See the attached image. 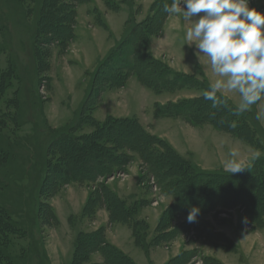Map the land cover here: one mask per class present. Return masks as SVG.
Masks as SVG:
<instances>
[{
    "label": "rangeland",
    "instance_id": "obj_1",
    "mask_svg": "<svg viewBox=\"0 0 264 264\" xmlns=\"http://www.w3.org/2000/svg\"><path fill=\"white\" fill-rule=\"evenodd\" d=\"M50 2L0 0V71L8 72L9 81V85L8 82L5 83L6 88L0 93V111L4 115L2 123L7 128L1 138L11 152L6 157L9 159L5 161L9 162L2 163L0 169V193L3 194L0 218L6 220L10 216L22 228H14L15 230L6 234L7 238L0 234V249L3 248L9 254L8 257L0 256L1 262L74 264L78 258L77 264L103 263L95 260L104 259L103 250H110L107 248L110 239L107 238L106 228L103 231L92 229L97 226L93 223L97 211L101 208L108 209L106 195L100 192L102 185L107 192L120 198L119 193L125 191L129 198L124 200V206L128 209L135 204L139 205L138 201H146L142 207L156 206V209L164 211L173 203L174 195L164 192L165 184L156 181L134 151L129 153L133 155V162L122 169L112 168L108 175L94 181L58 183L53 191L48 186L44 187L43 181L53 178V174L49 175L52 165L59 163L66 170L68 162L70 163L66 158H59L58 152L50 148L58 134L69 127L74 129L76 135L89 134L94 131L95 126L100 127L109 115L136 118L149 132L172 147L175 146L177 150L173 148L191 164L204 170L226 171L224 161L229 148L239 149L246 166L264 157V128L256 119V105L245 113L236 114L237 105L231 99L234 105L230 115L232 118L227 115V109L231 105H226L228 101L221 107H213L210 102L207 110L202 113L203 117H193L192 120L179 115L164 116L175 119L167 118L163 121L162 116H157L155 113L158 110L163 112L168 106L172 108L179 104L180 108L189 109V104L202 95L207 81L200 68H195L192 73H183L187 77H175L176 75L171 74L180 83L175 88L163 86L160 90L154 89L155 94L139 81L136 73L123 76L120 81L122 86H111L104 79L113 75L108 70L99 80L97 78L96 83L94 73L97 66L120 43L132 18L138 23L154 14L157 3L154 6L153 4L156 0H54L57 7H64V11H58L57 15L66 16L62 18V22H66L62 25L53 22L45 28L42 20L44 14L52 12V8H47ZM168 3L171 4V1ZM250 6L262 11L264 0H251ZM162 7L163 5L160 9ZM174 16L176 19L180 18L178 14L164 12L160 16V22L166 18L165 24L168 17ZM164 24L161 33L151 37L150 43L152 38L163 35ZM108 26H111V31ZM58 27L62 32L59 33ZM151 54L158 59L152 52ZM194 57L198 60L196 54ZM130 59L126 57L122 60L127 64ZM159 60L172 71L176 70L168 57L162 56ZM184 61L181 63L182 68L194 67V62ZM178 64L180 65V61ZM92 81L95 84L93 87ZM189 81L190 84L187 83ZM218 111L224 112L227 120L229 118L225 127L216 122L218 118L214 113ZM165 122H168L166 126ZM127 125L134 128L131 124ZM241 131L243 133L239 134ZM125 132L128 133L127 130ZM157 132L170 136L175 145ZM249 136L253 138L247 140ZM68 144L64 142L59 147L64 149L62 146ZM79 156L86 160L85 156ZM190 183L197 185L193 181ZM220 187L215 188V192L214 189L211 191L219 193L223 190ZM245 187L249 193V184ZM89 198L94 204L97 201L95 209H85ZM185 203L192 207L197 206V196L187 199ZM243 210L242 206H237L207 214L204 219L208 226L203 236L192 228H185L182 234L162 245L168 247L179 241L178 245L180 244L182 250H195L184 264H205L204 257L213 252L211 245L224 241L219 233H223L236 245L226 230L231 228L227 227L231 226L230 223L233 226L239 224L237 230L249 231L246 235L256 232V239L249 236L250 241L245 242L253 252L247 255V262L264 264V230H261L262 235L257 232L260 228L244 217ZM186 220L187 215L181 214L169 229L180 231V225ZM236 220L238 224L234 225ZM108 225L111 226L109 230L112 236V222ZM96 233L100 236L98 246L96 244L95 248H91L87 244L92 237L90 235ZM149 233L151 237L156 235V231L154 233L149 229L148 223L147 240L151 241L153 237L148 239ZM210 233L217 236H211ZM78 254L81 256L78 257ZM237 254L219 251L215 256L224 260L227 256L236 260L233 264H239V259H243V256Z\"/></svg>",
    "mask_w": 264,
    "mask_h": 264
},
{
    "label": "trees",
    "instance_id": "obj_2",
    "mask_svg": "<svg viewBox=\"0 0 264 264\" xmlns=\"http://www.w3.org/2000/svg\"><path fill=\"white\" fill-rule=\"evenodd\" d=\"M50 1L47 8H52V12L44 14L45 16L42 20L45 28L51 26L53 22H57L60 25L66 22V20L62 22V18L66 16L57 15L60 11H64V7H57L56 4H54V0ZM169 1L171 0H163V2L156 0L153 6L157 3L155 6L158 7V9L154 7V14L143 22H134L132 18V22L126 28L120 43L114 46L97 66V70L94 73L96 83L97 78L99 80L108 70L112 71L113 75L104 79H106L105 82H110L111 86H120V81L123 76H127L128 73H136L139 81L152 91H154V89L160 90L163 86L166 88H175L180 81H178L177 78L174 79L171 74L176 75L175 77H187L186 74L172 71L165 66L161 60L154 58L150 50H148L151 37L161 33L163 24L168 16H166L163 22H160V16L164 14L163 7L162 9L160 8L162 5L164 6L165 2L168 3ZM58 31L59 33L62 32L60 27H58ZM126 57L131 58L127 64L124 63L125 60H122ZM7 76L8 72L0 71V93L6 88L5 83L8 82L7 85H9ZM187 83L190 84V81ZM209 84L210 83L207 81V87ZM93 86H95L94 83L92 87ZM207 87L204 88V91L208 90ZM224 98L225 102L228 101L226 102L227 106L231 104V109L228 108L229 106L227 107V115L232 118L230 115L234 105L228 97L224 96ZM209 103L210 101H205L201 95L197 100L189 104V109L186 107L180 108L178 104L175 106L173 105L172 108L168 106L163 112L158 110L155 114L162 117L183 115L192 120L196 117H203L202 113L207 110ZM227 110L225 109V111ZM1 114L2 112L0 111V169L2 168V163L9 162V160L5 162L9 159L6 157H9V154L11 155V152L6 148V142L1 138L3 132L7 129L4 123H2L4 115L2 116ZM214 114L218 118L216 120L217 123H220L224 127L226 123H229V118L228 120L225 118L224 112L218 111ZM127 124L133 125L134 128ZM73 130L72 127H69L64 132L58 134L55 138L56 141L50 146L51 149H55L56 152H58L59 158H66L67 162L70 160V163L68 162L67 165L68 169L63 170L64 168L62 169L59 163L52 165L49 169V175L53 174V178H46L43 181V186H48L53 191L56 189V184L58 183L68 184L75 180H78V182H85L88 180L94 181L98 177H104L106 174L108 175L112 168L116 167L122 169V167L133 162V155L129 153L131 151L136 152L141 157L143 163L148 167V171L156 178V181L165 184L164 192L167 194L172 193L175 198L173 203L162 212L156 229V235L152 240H147V221L144 219L137 220L138 218L134 219L140 209L138 206L142 207L146 204V201H138L139 205L135 204L131 206V209H128V207L124 206V200L113 193L107 192L104 185L101 186L100 192L106 195L105 199H107L106 204L110 212V218L113 221L128 223L133 228L136 245L141 247L146 254H149L152 245H162L172 241L182 234L184 230H186L185 228H192L196 233L199 232L198 234L203 236L208 226V222L204 219V216L215 213V211L220 212L223 208L228 209L242 206L244 209V217L254 223L257 228H264V157L256 159L243 171L230 174L227 171L221 170H204L199 166L191 164L168 142H165V140L161 139L159 136L149 132L146 127L141 124L140 120L136 118H119L109 115L100 127L95 126L94 131L89 134L76 135ZM126 130L128 133L125 132ZM134 133L136 135H134ZM242 133L243 131L239 134ZM118 137H120V140H118ZM252 138L253 137L249 136L247 140H251ZM64 142L69 144L67 146H62L64 149H61L59 144ZM79 154L85 156L86 160H82ZM192 181L197 185H192L190 183ZM246 184H249V193L248 190H246ZM219 186L223 189L221 192L213 193L211 191L214 189L215 192V188ZM193 196H197L198 205L195 207L199 208L196 222L189 223L186 220L183 222V225H180V231H176V229L170 230L169 228L172 227V223L175 222L181 214L188 215L192 206L185 202H187L189 198L192 199ZM2 197L3 194L0 193V204H3L1 203L3 200ZM96 202L94 204L93 200L89 198L85 205V209H90L91 207L95 209ZM117 203H119V206ZM84 213H86V210H84ZM0 226V234H2L3 237L4 235L6 237L7 233H11L12 230H15L14 228L22 230V228H19L20 224L15 223L10 216L6 218V220L0 218ZM98 230L103 231V228ZM217 234L215 235L217 236ZM210 235L215 236L212 233H210ZM218 235L222 237V239H219L224 241H222L223 243L220 241L215 242V246L221 247L227 251L237 252V246L227 236L223 233H219ZM90 236L92 237H90V241L86 244L91 248H95L100 236L97 233ZM101 243L105 244L104 241H101ZM86 244L84 245L86 246ZM107 248L110 250H106V252L103 250V257L105 259L104 264H136L128 255L112 244L108 243ZM192 251L195 250H182L176 257L169 260L167 264L186 263L187 259L191 258ZM0 256L8 257L9 254L1 248ZM80 256L81 254H78V257ZM77 260L78 258L75 259L73 263L75 264ZM203 262H205V264H222L220 260L213 256H205ZM0 264H3L1 262V257Z\"/></svg>",
    "mask_w": 264,
    "mask_h": 264
},
{
    "label": "clouds",
    "instance_id": "obj_3",
    "mask_svg": "<svg viewBox=\"0 0 264 264\" xmlns=\"http://www.w3.org/2000/svg\"><path fill=\"white\" fill-rule=\"evenodd\" d=\"M251 0H171L164 12L181 15L188 24L185 44L194 45L196 55L206 57L216 79L202 93L213 107H221L225 92L239 94L236 114L249 111L264 100V11L250 6ZM256 119L264 120V111ZM224 168L230 174L247 166L238 148H229ZM199 208L187 215L196 222Z\"/></svg>",
    "mask_w": 264,
    "mask_h": 264
},
{
    "label": "crops",
    "instance_id": "obj_4",
    "mask_svg": "<svg viewBox=\"0 0 264 264\" xmlns=\"http://www.w3.org/2000/svg\"><path fill=\"white\" fill-rule=\"evenodd\" d=\"M262 11H264V8L262 9ZM125 23H126V20H125L124 24ZM108 25H109V22H108ZM108 27H109V29L111 28V26H108ZM187 27H188V24L183 20L181 15H180L179 19H176L175 16H174V18L168 17L166 23L164 24V31L165 32L163 33L162 36L152 38V41L150 43L151 44L150 45V51L158 59H161L162 56H166V57H168L169 60H172V63H173L172 67L174 68V70L176 69L175 71H179L182 73H192V72H194V70H196L195 68H200L201 71L204 73V76L207 79V81L209 83H211L212 81H214L216 79V77L212 73L210 66L208 65L207 58L201 56L200 59L199 58H198V60L195 59V57H194V55L196 54L195 46L194 45L189 46L188 44H185L186 43L185 31H186ZM110 31H111V29H110ZM184 60H186L187 62H191V63L194 62L195 63L194 67H183L182 68L181 63L182 62L184 63L185 62ZM178 61H180V65L178 64ZM149 91H151L153 94H155L154 91H152L151 89H149ZM224 96L231 99L235 105H238L240 103V97H239L238 93L225 92ZM154 105H155V103H154ZM152 106L150 108L151 110H152ZM256 108H257V111H264V100L258 102V104H256ZM167 118L171 119L172 117H162L161 119L163 120V119H167ZM172 119H175V118H172ZM163 121H165V120H163ZM259 123L264 128V120H260ZM167 124H168V122H165V126ZM157 133H158V135L167 138L169 141L171 140L170 136H167L164 132L163 133L157 132ZM171 142H172V145H175L172 140H171ZM173 147L175 148V146H173ZM175 149L177 150V148H175ZM240 154L242 156V153H240ZM119 195L121 196V199H123V200L129 198L128 197L129 195H126L125 191H123L122 193H119ZM168 204H171V202H169ZM149 206L150 205H148V206L146 205L145 207H141L138 210L136 217L138 219L142 218V219L147 220L149 223V229L155 233V231L158 227L163 209L162 210L156 209L155 208L156 206H154V207L153 206L149 207ZM101 209H103V208H101ZM101 209H99L97 211V213H96L97 219L95 218L96 220L94 219V221H93V223H95L97 226L92 227V229L98 230L100 228H106L107 238L110 239V243L113 246H115L116 248H118L119 250H121L123 253L128 255L136 264H150V263L151 264H167L169 259L176 257L180 253V251H182L180 244L178 245L179 241L176 242L175 244L173 243L172 245H170L168 247H166L164 245H152L150 247L149 254H147V256H148L147 257L145 254V251L142 248H139L135 243V238L133 236V228L128 223H125L122 221H113L110 218L109 210L108 209L101 210ZM110 222H112L111 231L114 230V233L113 234L111 233L112 236L110 235V230H109V227H111V226L108 225V224H110ZM234 223H235L234 225H237L238 224L237 220ZM229 225H231V226H227V227H231V228L226 230L228 232V236L238 246L239 252H237V253L239 254V256L240 255H241V257L243 256V259L242 258L239 259V264L240 263L241 264H249L246 260V257H247V255H251L253 252H252V250L249 249L248 246H246L245 242L250 241V239H248L249 236H252L254 239H256L254 237L256 232H250L249 235H246V234H248L249 231L245 232V231L237 230V229H239V224L237 226H233L230 223ZM261 230H264V228L259 229V231H257V232L261 233ZM238 231H241L243 233L238 232ZM261 235H262V233H261ZM152 237H154V236H152ZM152 237H151V234L149 233L148 239H151ZM240 240H242V243ZM261 240L263 242V237ZM263 244H264V242H263ZM211 246H213V250H212L213 252L210 254V256L217 258L218 260H220V262L222 264H230V263L236 261L233 259H229L227 256H226L225 260L220 259L217 256H215V254L219 251L237 254L236 252L227 251V250H225L221 247L215 246V245H211ZM170 250H172V251H170ZM95 262H103L104 263L105 261H104V259L103 260L98 259V260H95Z\"/></svg>",
    "mask_w": 264,
    "mask_h": 264
}]
</instances>
